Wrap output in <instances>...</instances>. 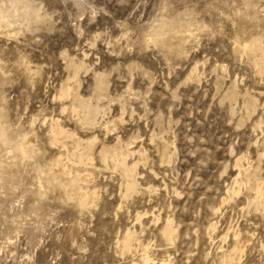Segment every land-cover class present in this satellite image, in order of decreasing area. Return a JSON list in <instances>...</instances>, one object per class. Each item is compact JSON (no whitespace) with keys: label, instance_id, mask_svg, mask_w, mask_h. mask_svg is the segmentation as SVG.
I'll use <instances>...</instances> for the list:
<instances>
[{"label":"rangeland","instance_id":"374dc122","mask_svg":"<svg viewBox=\"0 0 264 264\" xmlns=\"http://www.w3.org/2000/svg\"><path fill=\"white\" fill-rule=\"evenodd\" d=\"M0 16V264H264V0Z\"/></svg>","mask_w":264,"mask_h":264},{"label":"bare ground","instance_id":"6f19581e","mask_svg":"<svg viewBox=\"0 0 264 264\" xmlns=\"http://www.w3.org/2000/svg\"><path fill=\"white\" fill-rule=\"evenodd\" d=\"M0 20H3V17L2 16H0ZM249 43V42H248ZM247 45V44H246ZM259 48V43L257 42V40H252L251 42H250V44L249 45H247V46H245L244 47V49H246L247 51H250V52H252L253 53V51H255V50H257ZM261 48V47H260ZM260 50V49H259ZM258 51V50H257ZM256 51V52H257ZM260 64V63H259ZM56 121V120H55ZM56 123V122H55ZM55 123H53L54 125H56ZM53 126V125H52ZM60 126H58L57 125V127L55 128V131H54V139H55V141H57V142H55V143H60L61 141L63 142V139H65L66 140V137H67V133L64 131V130H62V129H60L59 128ZM54 129V128H53ZM52 129V130H53ZM2 131V130H1ZM53 136V135H52ZM69 136V135H68ZM53 139V138H52ZM64 140V141H65ZM28 141V140H27ZM26 141V142H27ZM63 145L62 146H65L64 145V143H62ZM23 145V144H22ZM62 146H60V147H62ZM15 147H17V146H15ZM91 148V147H90ZM17 149H20V148H18L17 147ZM89 150V149H88ZM65 152H66V150H65ZM68 152V151H67ZM66 156V155H65ZM79 156V155H78ZM81 156H82V154H81ZM89 156V155H88ZM103 156H104V154H103ZM87 157V156H86ZM86 157H82V158H80L81 160H82V162H86L85 161V158ZM58 159V158H57ZM80 159H78L79 160V163H80ZM56 163H58L57 161H56ZM86 165V164H85ZM59 166V165H58ZM59 169H58V171H61V172H64L63 171V169L61 168V170H60V167H58ZM124 169H126V168H124ZM127 169H130V168H127ZM126 169V170H127ZM123 170V169H122ZM67 172V171H66ZM124 172V171H123ZM126 172H130V170H128V171H126ZM126 172H125V174H126ZM65 173V172H64ZM127 173V174H128ZM124 174V173H123ZM83 178V177H82ZM76 179V178H75ZM66 182V181H65ZM72 183V182H71ZM129 185V184H128ZM128 187V186H127ZM80 189V188H79ZM134 189V187L132 186V185H130L129 186V190L130 191H132ZM258 191V190H257ZM81 196V195H80ZM83 197V196H82ZM89 197V196H88ZM87 197H85V200H84V202H88V199H86ZM78 199H80V198H78ZM82 199V198H81ZM80 199V200H81ZM83 201H82V203H84ZM82 203H81V205H82ZM89 203V202H88ZM84 205V204H83ZM90 205V204H89ZM257 205H258V207H261V208H263L264 207V192L262 193V192H259L258 191V194H257ZM83 207V206H82ZM84 207H85V205H84ZM83 207V208H84ZM263 210V209H262ZM168 229V228H167ZM166 229V230H167ZM166 230H164V231H166ZM167 232L169 233V231L167 230ZM164 234H166V232L164 233ZM168 236V235H167ZM170 236V235H169ZM132 241H133V238H132V236H130L129 234H127V235H125L124 236V239H123V242H122V248H123V250L125 251V250H129V249H131L130 247H131V245H132ZM236 250V248L233 250V251H235ZM146 252V251H145ZM237 252V251H236ZM235 254H237V253H235ZM233 256V255H232ZM143 259H144V257H143ZM147 260V259H146ZM143 264V263H142Z\"/></svg>","mask_w":264,"mask_h":264}]
</instances>
